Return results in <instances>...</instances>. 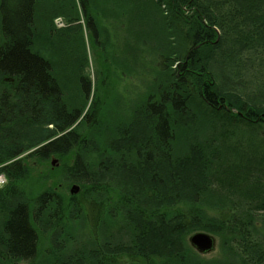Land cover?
<instances>
[{
	"label": "trees",
	"instance_id": "1",
	"mask_svg": "<svg viewBox=\"0 0 264 264\" xmlns=\"http://www.w3.org/2000/svg\"><path fill=\"white\" fill-rule=\"evenodd\" d=\"M0 175V264H264V0H0Z\"/></svg>",
	"mask_w": 264,
	"mask_h": 264
},
{
	"label": "water",
	"instance_id": "2",
	"mask_svg": "<svg viewBox=\"0 0 264 264\" xmlns=\"http://www.w3.org/2000/svg\"><path fill=\"white\" fill-rule=\"evenodd\" d=\"M52 164L55 165L56 161L54 160ZM77 192H78V187L74 186L71 189V193L75 194ZM190 243L194 247V249H196L201 254L210 253L216 247V240L207 233L194 234L190 238Z\"/></svg>",
	"mask_w": 264,
	"mask_h": 264
},
{
	"label": "rangeland",
	"instance_id": "3",
	"mask_svg": "<svg viewBox=\"0 0 264 264\" xmlns=\"http://www.w3.org/2000/svg\"><path fill=\"white\" fill-rule=\"evenodd\" d=\"M60 25L61 26H64V24L62 22L60 23ZM125 85L126 84H124L123 86H125ZM123 86H121V87H123ZM53 166L58 167L59 166L58 162L56 161V164L55 165L52 164V167ZM5 182H6L5 177L3 175H0V187L4 186L5 185ZM140 182L141 183H144V180H141ZM214 239L216 240V247H215V249L213 251H211L210 253L201 254L202 258H205V259H213V258H219L221 256L220 255V250H219V246H220L219 245V241L216 238H214Z\"/></svg>",
	"mask_w": 264,
	"mask_h": 264
}]
</instances>
